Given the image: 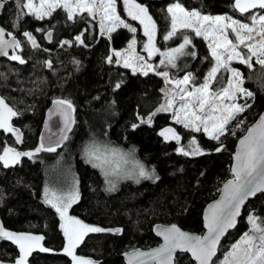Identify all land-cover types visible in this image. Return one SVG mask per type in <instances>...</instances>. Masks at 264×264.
<instances>
[{"label":"trees","instance_id":"trees-1","mask_svg":"<svg viewBox=\"0 0 264 264\" xmlns=\"http://www.w3.org/2000/svg\"><path fill=\"white\" fill-rule=\"evenodd\" d=\"M136 2L145 6L155 21V42L161 51L178 47L183 42L180 33L168 41L163 38L170 30L167 9L172 4L180 3L188 10L195 9L211 16L227 15L247 23L251 16V13L241 14L234 10V0ZM118 3L119 15L136 28L135 33L119 27L108 37L103 36L97 22L87 12L75 14L69 20L63 8L56 9L43 20L25 16L19 28L13 29L11 24L17 11L13 0L5 4L0 18L1 26L13 31L21 40L22 50L17 49L16 54L26 61L24 64L10 59L0 61V97L20 113L12 118L11 123L23 134V142L18 144L11 133L0 130V154L4 146L18 151H34L40 146L44 114L54 99L71 100L75 109L73 129L67 141L55 151H41L31 158L21 157L19 163L9 167L0 162V218L4 228L15 233L43 235V246L51 250L33 251L28 264H73L72 259L63 253L65 240L58 215L43 198L49 169L56 167L61 159L72 170L78 187V201L70 208L69 214L88 225L121 230L86 235L75 249L77 256L95 264H124L122 255L125 252L159 245L160 241L152 232L156 224L176 225L202 235L204 207L218 197L222 184L232 178L230 167L235 144L264 110V68L252 59L251 69L241 63L232 64L243 74V87L254 96L250 97L248 105L251 106L229 123L228 134L219 142L202 132L183 128L164 114L156 115L151 127L141 125L133 129L132 125L139 124L140 118L147 120L161 106L164 98L161 90L165 84L156 72L147 76L134 74L116 63H107L112 52L123 51L135 38L137 51L157 72L167 71L172 80L191 72L195 77L192 83L197 86L203 82L214 60L207 42L189 30H184L183 34L192 38V44L185 51H195V58L179 56L175 68L160 64L163 57L159 54L149 58L143 50L148 41L143 25L127 15L123 0ZM23 31L32 32L40 45L38 49L31 47L22 36ZM48 32H51L50 43L45 38ZM82 33L84 44L76 43L75 37ZM65 40L72 41V45L62 46ZM239 50L249 55L247 50ZM46 60H51L52 68L45 65ZM226 77L227 71L222 68L213 89L223 87ZM117 82L121 83L119 89L115 88ZM168 127L180 134V144L174 140L166 141L159 135ZM233 131L235 135L231 134ZM193 137L204 154H179L176 149L180 146L187 148ZM221 143L224 150L215 151ZM95 144L131 153L152 173V178L138 182L128 180L109 192L103 172L88 161L85 152ZM249 215L260 217L258 223L264 221V194L247 202L236 229L221 242L214 264H221L232 245L249 232ZM18 255L17 245L0 238V261L3 264L13 263ZM175 264L194 263L186 254H178Z\"/></svg>","mask_w":264,"mask_h":264},{"label":"snow or ice","instance_id":"snow-or-ice-1","mask_svg":"<svg viewBox=\"0 0 264 264\" xmlns=\"http://www.w3.org/2000/svg\"><path fill=\"white\" fill-rule=\"evenodd\" d=\"M7 2L8 0H0V9H3ZM13 2L17 10L16 18L11 24L13 29L19 28L20 21L25 16L43 20L45 17H50L56 9L63 8L67 12L69 20L73 19L76 11L87 12L93 18L99 14L102 32L106 30L110 34L119 27L127 28L133 33L136 32V28L126 23L118 14L117 0H13ZM123 3L127 15L143 25L144 35L148 37L147 43L143 45V50L147 52L149 58L159 54L163 57L160 64L170 65L173 68L177 67L176 60L179 56L188 55L195 58V51H185L186 47L192 44V38L183 34L184 30H189L196 37H202L205 41H209L208 48L214 60V65L204 77L203 83L197 86L192 83L195 77L191 72L184 75L182 79L176 80L170 79L167 71L157 72L156 68L136 51L137 41L134 38L123 52L114 51L112 55L108 56L107 63L109 64H122L124 68H130L134 74L139 72L145 76L149 72H156L157 75L164 78L166 84L173 85V88L166 93V103L162 104L147 120L140 118V122L150 124L152 117L157 112L171 111L176 124L193 132L203 130L209 139L219 142L222 136L228 134L229 123L236 119L237 114L242 113L246 107L251 106L228 104L225 103V100L235 101L239 95L254 96V93L243 87V74L238 69L232 68L231 62L234 59L238 60L251 69L253 67L252 59L255 57L256 63L264 68V0H234V10L241 14L251 13L250 24L227 15L211 16L202 14L195 9L188 10L180 3L171 5L167 9L170 14V30L163 38L168 41L180 33L183 42L178 47L169 48L166 51H161L156 47L157 26L148 14V9L137 3L136 0H123ZM256 9L262 11L256 13L253 11ZM36 31L43 30L37 29ZM229 32L234 34L235 42L229 38ZM82 35L83 33L76 36L75 41L84 44ZM22 36L26 38L33 49L40 47L32 32L23 31ZM47 36L50 39L51 32H48ZM63 45L71 46L72 41L65 40L62 42ZM241 45L247 49L249 55L238 50ZM9 49L13 50L12 55H9ZM17 49L22 50L21 40L13 31H8L0 26V56L18 61L20 64L26 63L20 54H16ZM113 56L116 57L115 61ZM44 63L48 68H52L51 60H46ZM222 68L230 72L231 77L228 79L226 87L214 91L212 85L216 82L217 74ZM189 85H192L191 88ZM120 87L121 83L117 82L115 88L119 89ZM177 100H179L178 108L175 107ZM52 103L64 118L62 131L65 134L60 137V140L63 141L68 139L66 132L71 130V125L74 123L71 113L75 109L72 101L68 99L58 98L54 99ZM49 114H52V110ZM18 115L20 113L10 107L3 97H0V130L11 133L15 137L16 143H22L23 134L11 123L12 118ZM45 127L47 128L48 125L46 124ZM137 127H139L138 124L132 125L133 129ZM231 134L235 135V132L233 131ZM159 135L166 141L174 140L180 144L181 136L172 127L162 129ZM222 150H224V146L221 143L215 151ZM41 151L53 152L55 147L52 145L45 147L41 143L34 151H18L14 147L4 146L2 154H0V162H3L4 167H9L19 163L21 157L31 158ZM176 151L185 156L204 154L195 137L189 141L187 148L180 146ZM85 152L90 159L101 161L102 164L113 165V174L120 170L122 164L131 163L133 169L137 171L138 177H152V173H149L144 165L130 159L131 153H122L118 149H111V158H109V150L106 147L104 152H101L98 147L86 148ZM234 161V166L231 169L233 179L225 183L221 200L210 205L209 213L205 216V226L208 229L205 236L190 235L181 231L176 225L158 230V235L163 236L164 244L149 253L134 250L133 253L126 254L129 256V264H145V261L141 259L145 256L155 261V264H172L173 252L178 248L190 251L198 264H214L212 258L216 256L220 239L229 228L235 227L236 218L240 215L244 202L257 193H264V115H261L259 121L248 128L247 135L239 140ZM49 191V189H45L46 202L55 209L62 221L60 227L66 239L63 252L71 257L73 264H95L94 261L75 254V249L83 241V238L88 233L119 232L121 230L91 226L76 217L69 216L68 209L78 199V193L70 192L65 196L57 195L53 191L51 192L52 198H47ZM247 220L251 225L249 232H245L241 240L232 245L221 264H264V221L258 223L260 217L255 215H249ZM0 238L9 240L18 246L19 255L13 264H28V257L35 250L51 251L43 246V235L15 233L0 225ZM0 264H3V261H0Z\"/></svg>","mask_w":264,"mask_h":264},{"label":"rangeland","instance_id":"rangeland-1","mask_svg":"<svg viewBox=\"0 0 264 264\" xmlns=\"http://www.w3.org/2000/svg\"><path fill=\"white\" fill-rule=\"evenodd\" d=\"M173 5V4H172ZM171 6V5H170ZM169 6V7H170ZM168 7V8H169ZM119 3H118V0H117V12H118V14H119ZM124 11H125V6H124ZM126 12V11H125ZM261 12V11H260ZM260 12H256V13H260ZM80 13H83V12H79V11H76L75 13H74V15L75 14H80ZM92 18H93V16H91ZM46 18V17H45ZM233 18V17H232ZM96 22H97V24H98V26H99V28H100V16H99V14H96V16H95V18H93ZM233 19H237V18H233ZM237 20H240V21H242V22H244V23H247L246 22V20L245 21H243L242 19H237ZM251 23V20H250V22H249V24ZM100 32H101V34L103 35V36H106V37H108V35H109V33L105 30L104 32H102L101 31V28H100ZM229 38L230 39H232L234 42H235V39H234V34H232L231 32H229ZM133 39V38H132ZM131 39V40H132ZM135 39V38H134ZM258 39V38H257ZM76 42V41H75ZM207 42V45H208V43H209V41H206ZM76 43H79V42H76ZM130 43V42H129ZM129 45V44H128ZM136 47V46H135ZM127 48H128V46H127ZM127 48H125V49H127ZM240 48H243V49H245V50H247L243 45H241L240 47H239V49ZM124 49V50H125ZM238 49V50H239ZM123 50V51H124ZM123 51H120V52H123ZM136 51H137V49H136ZM240 51V50H239ZM138 52V51H137ZM139 53V52H138ZM112 54H113V52H112ZM140 54V53H139ZM141 55V54H140ZM143 56V55H142ZM113 59L115 60L116 59V57L115 56H113ZM253 61L254 62H256V58L255 57H253ZM149 63V62H148ZM233 63H240L238 60H233L232 62H231V67H232V64ZM118 65V64H117ZM213 65H214V63H213ZM118 66H120V67H122V68H124L123 66H122V64H120V65H118ZM233 68V67H232ZM125 69H128L131 73H133L132 72V70L130 69V68H125ZM138 74H141V73H139V72H137ZM149 73H151V72H149ZM141 75H143V74H141ZM162 77V76H161ZM231 77V73L230 72H227V77H226V82H225V85L223 86V87H226L227 86V81H228V79ZM183 78V77H182ZM182 78H179V79H182ZM162 79H163V81H164V84H165V87L163 88V94H164V98H163V102H162V104H165L166 103V99H167V97H166V93H168L169 92V90H171L172 88H173V85L172 84H166L165 83V80H164V78L162 77ZM204 81V80H203ZM203 83V82H202ZM201 83V84H202ZM191 86L192 85H189V88H191ZM212 90H214V91H218V90H215V89H213V87H212ZM249 101H250V97H245V96H242V95H239V96H237V98L235 99V101H231V100H225V103H228V104H231V103H236V104H238V105H245V104H249ZM161 104V105H162ZM175 107H179V100H177V103H176V105H175ZM247 108V107H246ZM245 108V109H246ZM156 112V111H155ZM158 114H164V115H168V117H169V119H171L173 122H175L174 120H173V114H172V112L171 111H169V112H157L156 113V115H158ZM240 114V113H239ZM155 115V116H156ZM238 115V114H237ZM155 116H153L152 117V121H151V123L149 124V123H141V122H139V126H141V125H145V126H147V127H151L152 125H153V119L155 118ZM178 125H180V124H178ZM180 126H182V125H180ZM183 127V126H182ZM184 128V127H183ZM3 131V130H2ZM200 132H202V133H204L203 132V130H201ZM204 135L206 136V137H208L205 133H204ZM93 147H98L100 150H101V152H104V150H105V147L109 150V158H111V156H110V150L112 149V148H109V147H107V146H104V145H101V144H95V145H92L91 146V148H93ZM90 148V149H91ZM120 151V150H119ZM120 152H122V151H120ZM122 153H125V152H122ZM88 157V156H87ZM130 159H134L135 161H136V159L131 155V157H130ZM88 161L90 162V163H92L95 167H97V168H99L102 172H103V176H104V178H105V181H106V187H107V190L109 191V192H113V191H115L116 189H117V187L122 183V182H125V181H128V180H131V181H134V182H138V181H140V180H145V179H151V178H144V177H138V175H137V171L135 170V169H133V166H132V164L131 163H129L128 165H121V168H120V170L117 172V173H115V174H113V172H112V167H113V165H111V164H102L101 163V161H97V160H94V159H90L89 157H88ZM3 163V162H2ZM65 162L61 159V160H59V163L57 164V166L56 167H51L50 169H49V172H48V179H47V182H46V185H45V187H44V192H43V198H44V201L46 202V195H45V189L47 188V189H49L50 191H49V194H48V197L47 198H52L51 197V192H55L57 195H67L68 193H70V192H77L78 193V187H77V182H76V178H75V176H74V174L72 173V170L69 168V167H67V166H65ZM10 166H13V165H10ZM78 201V199L76 200V202ZM75 202V203H76ZM47 203V202H46ZM75 203H73L72 204V206L75 204ZM49 206H51L49 203H47ZM71 206V207H72ZM52 207V206H51ZM70 207V208H71ZM53 208V207H52ZM70 208L68 209V215L69 216H71L70 214H69V210H70ZM54 209V208H53ZM55 210V209H54ZM57 213V212H56ZM57 215H58V218H59V222H60V225H61V223H62V221L60 220V217H59V214L57 213ZM91 226H94V225H91ZM62 230V229H61ZM62 232H63V230H62ZM99 233V232H98ZM88 234H95V233H88ZM87 234V235H88ZM63 236H64V234H63ZM84 239V238H83ZM64 240H65V244H66V239H65V237H64ZM240 241V240H239ZM80 245V244H79ZM78 245V246H79ZM65 246V245H64ZM64 253V252H63ZM65 254V253H64ZM66 255V254H65ZM67 257H69V258H71L70 256H68V255H66ZM10 264H13V263H10Z\"/></svg>","mask_w":264,"mask_h":264},{"label":"water","instance_id":"water-1","mask_svg":"<svg viewBox=\"0 0 264 264\" xmlns=\"http://www.w3.org/2000/svg\"><path fill=\"white\" fill-rule=\"evenodd\" d=\"M5 8V7H4ZM4 8L3 9H0V18L2 16V13L4 11ZM1 26V24H0ZM45 38H46V41L47 43H50V40L51 38L49 39L47 34L45 35ZM9 55H12L13 54V50L12 49H9ZM1 60H9L8 57H5V56H0V61ZM50 110H52V114L50 115ZM261 115H264V110L261 112V114L258 116V118L256 119V121L251 124L248 128L252 127L253 125H255ZM71 117L72 119L74 120L75 122V117H74V112L71 113ZM48 125V127L46 128L45 125ZM73 126H74V123L71 125V130L70 131H67L66 132V135L69 137L72 129H73ZM247 128V130H248ZM64 129V118L63 116L60 114L59 111H57L55 108H54V105L53 103L50 104V106L48 107V109L46 110L45 114H44V120H43V124H42V128H41V131H40V134H39V144L43 143L45 145V147L49 146V145H52L54 146L55 148L57 147H60L61 145H63L66 141V140H63L61 141L60 140V137L65 134L62 130ZM247 130L246 132L237 140L236 144H235V148H234V153L232 155V163H231V167H230V172H231V175H232V178L228 179V180H231L233 179V174H232V167L234 166V154L237 152L238 150V147H239V140L241 138H243L244 136L247 135ZM42 137H43V140H42ZM19 144V143H18ZM226 180L221 188H220V192H219V195L216 199H214L213 201L209 202L203 209V212H202V222H203V229H204V232L202 235L200 234H196V233H191L189 231H185V230H182L183 232L185 233H188L190 235H193V236H200V237H203L207 234L208 232V229L206 228V220H205V216L209 213V206L210 205H213L215 202L221 200L222 198V189L224 188V185L225 183L228 181ZM259 194H264V193H257L255 196H252V197H249L245 202L244 204L242 205L241 207V211H240V215L236 218V225L235 227H232V228H229L225 233L224 235L221 237L220 239V243L219 245L217 246V253H216V256H214L212 259H213V262L214 260L216 259L217 257V254H218V250L220 248V245H221V242L223 241V239L228 235L229 232H232L233 230L236 229L237 225H238V221L242 215V212H243V208L245 207V205L247 204L248 201L252 200L253 198H255L257 195ZM0 225H3V222L0 218ZM172 225H163V224H156L153 229H152V232L154 234V236L160 241L159 245L153 247V248H150V249H147V250H142V249H134V250H139V252H142V253H149L151 252L152 250L156 249V248H159L161 245L164 244V239H163V236L161 235H158V230H161V229H164V228H169L171 227ZM4 227V225H3ZM179 228V227H178ZM134 250H131V251H128V252H125L123 255H122V258H123V261H124V264H129V256L126 255V254H131L133 253ZM178 254H186L187 256H189V258L191 259V261L194 263V264H198V262L194 259V257L192 256V253L190 251H185V250H182V249H176L174 252H173V257H172V264H175V258ZM141 259H143L145 261V264H155V261L151 260L149 257L145 256V257H142Z\"/></svg>","mask_w":264,"mask_h":264}]
</instances>
